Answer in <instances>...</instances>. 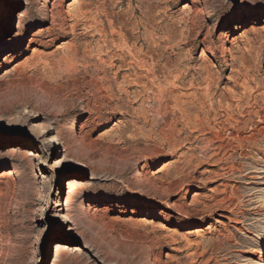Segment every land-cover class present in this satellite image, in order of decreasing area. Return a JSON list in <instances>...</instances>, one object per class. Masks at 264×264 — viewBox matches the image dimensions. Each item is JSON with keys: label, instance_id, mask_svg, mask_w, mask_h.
Here are the masks:
<instances>
[{"label": "rangeland", "instance_id": "rangeland-1", "mask_svg": "<svg viewBox=\"0 0 264 264\" xmlns=\"http://www.w3.org/2000/svg\"><path fill=\"white\" fill-rule=\"evenodd\" d=\"M52 2L0 0V264H264V0Z\"/></svg>", "mask_w": 264, "mask_h": 264}, {"label": "bare ground", "instance_id": "bare-ground-1", "mask_svg": "<svg viewBox=\"0 0 264 264\" xmlns=\"http://www.w3.org/2000/svg\"><path fill=\"white\" fill-rule=\"evenodd\" d=\"M24 1L27 2V0H24ZM54 1H55V0H53V2H52L51 5H50L51 9L54 8V6H53ZM73 2H74V1H73ZM77 2H78V1H77ZM3 7H4V6H2V9H3ZM2 9H0V11H1ZM51 9H50V10H51ZM23 17H24V15L21 14V18H23ZM257 17H258V16H257ZM257 17L254 18V19L257 20V19H258ZM19 21H20V19H19ZM0 43H1V42H0ZM0 46H1V44H0ZM3 61H5V58H4ZM58 140H60L59 137H58ZM57 142H58V141H57ZM164 168H165V166L163 167V169H164ZM11 173H12V172H11ZM7 174H8V172H7ZM181 180H182V179H181ZM177 182H178V181H177ZM180 183H181V182H180ZM175 184H178L179 187H178L177 185L175 186ZM152 186H153V183H152ZM182 186H183V185H182ZM182 186H180L179 183H176V182H175V183H170L168 186L164 187L163 189L161 188L160 191H159V189H158V193H159V194H164V193H166V192H171V191H173V189H174V190H177L176 187L180 188V190H181V189H183ZM155 188H156V187H155ZM178 190H179V189H178ZM223 197H224V196H223ZM223 197H222L221 200L219 199V201H220V203L225 204L226 201L228 200V197H227V196L224 197V198H223ZM230 199H231V198H230ZM176 204H177V203H176ZM218 204H219V203H218ZM173 205H174V204H173ZM174 206H176V205H174ZM177 206H178V205H177ZM219 206H222V205H219ZM179 208H180V207H179Z\"/></svg>", "mask_w": 264, "mask_h": 264}, {"label": "snow or ice", "instance_id": "snow-or-ice-1", "mask_svg": "<svg viewBox=\"0 0 264 264\" xmlns=\"http://www.w3.org/2000/svg\"><path fill=\"white\" fill-rule=\"evenodd\" d=\"M242 7H244V6H247V5H241Z\"/></svg>", "mask_w": 264, "mask_h": 264}]
</instances>
